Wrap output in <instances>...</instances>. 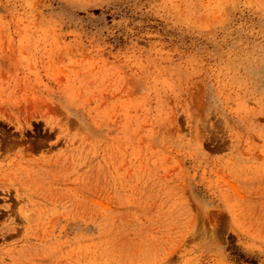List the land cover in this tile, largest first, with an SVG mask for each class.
Listing matches in <instances>:
<instances>
[{
	"label": "rangeland",
	"instance_id": "obj_1",
	"mask_svg": "<svg viewBox=\"0 0 264 264\" xmlns=\"http://www.w3.org/2000/svg\"><path fill=\"white\" fill-rule=\"evenodd\" d=\"M0 264H264V0H0Z\"/></svg>",
	"mask_w": 264,
	"mask_h": 264
}]
</instances>
